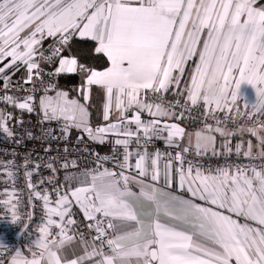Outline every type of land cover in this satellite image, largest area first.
<instances>
[{
  "label": "snow or ice",
  "instance_id": "1",
  "mask_svg": "<svg viewBox=\"0 0 264 264\" xmlns=\"http://www.w3.org/2000/svg\"><path fill=\"white\" fill-rule=\"evenodd\" d=\"M77 37L94 41V52L105 56L108 66L97 70L65 55ZM42 65L56 66L45 73ZM21 67L26 77L17 85L27 95L5 94L0 100L29 113L39 108L41 123L63 121L65 138L72 128L101 144L113 135L114 146L123 151L111 157L118 170L101 171V162L110 157L97 154L96 168L81 173L83 179L66 174L63 184L57 173L76 162L60 168L55 158L46 163L53 175L39 184L52 185L55 200L48 189L38 191L33 173H26L45 217L28 248L31 258L17 249L7 264H264V163L206 168L199 159L234 151L237 157L264 160V122L226 126L237 116L264 115V0H0L5 93ZM70 73L81 75L79 98L52 82ZM242 82L256 92L255 102L245 100L243 106L238 103ZM94 85L106 98L104 123L96 127L88 103ZM169 92L174 100L165 99ZM201 104L216 126L205 122L187 133L181 126L185 111ZM217 112L232 115L221 120ZM11 119L0 110V130L8 136ZM245 133L258 141L255 155L251 141L245 147L240 139L232 147V138ZM157 140L174 151L155 148ZM5 195L9 199L2 203L15 209L14 193ZM74 207L88 236L73 219ZM18 219L13 211L12 222ZM77 242L83 254L73 251L69 258L65 248Z\"/></svg>",
  "mask_w": 264,
  "mask_h": 264
},
{
  "label": "built area",
  "instance_id": "2",
  "mask_svg": "<svg viewBox=\"0 0 264 264\" xmlns=\"http://www.w3.org/2000/svg\"><path fill=\"white\" fill-rule=\"evenodd\" d=\"M51 42L46 43L44 46L47 47ZM55 66L42 65L45 73L54 71ZM59 76L52 78V82L56 85L58 84ZM48 79L49 77L45 76V80L47 81ZM11 80L13 87L9 88L7 93L4 91L3 81H0V97L5 94L16 97L27 95L26 92L19 90V86L17 85V82L22 80ZM24 87L30 88L31 85ZM41 94L39 93L38 95ZM165 99L171 101L175 97L169 92L166 94ZM181 103H183V99H181ZM0 105L4 107L12 106L2 100H0ZM226 115L232 114L216 113L217 118L221 120H224ZM143 118L148 119L149 117L145 114ZM41 119L42 115L39 108L31 113H23L19 115L17 129L12 136L0 134V245L6 246L5 248H0V251L5 252V255L0 257V260L5 261V264H7L10 256L14 255L17 249L21 250L25 256L31 255L28 248L32 240L37 237L38 228L42 225L45 217L43 201L36 198L28 187L29 178L26 173H33L30 178L31 183L38 186V191L43 193L44 189H48L51 198L55 200L56 197L52 193L53 186L46 181L44 184H39L41 179L53 175L50 170L44 167L46 163L52 162V159L55 158V167L60 168V165L64 162H68L69 165L73 161L76 162L77 167L73 168L70 166L67 172L60 168V171L57 173L58 182L63 184L66 174L83 179L81 173L87 169L96 168L97 154L101 158L104 156L110 157V159L101 162V171L103 168L118 170L116 169V161L111 159V157L119 156L123 151L121 146H114V140L117 137L113 135H109L104 144L92 141L86 135L70 134V132L65 138L61 132V125L63 123L57 121H45L41 123ZM20 121H23V123H20ZM257 121L264 122V115L257 113L251 119L237 116L235 123L229 119L226 126L229 129H233L241 124L245 127H250ZM205 122L213 124L214 127L216 126L214 120L210 117L205 118L203 107L195 106L191 107L190 111H185V118L181 122V126L185 127L186 132H188L192 128L200 130L203 128ZM28 133L32 134L31 137ZM81 136H83V139H78ZM220 144H217V148L223 151L220 148ZM154 146L161 149L162 152L174 151V149L166 148L163 140L154 141ZM45 149H48V151H45ZM150 150H152L151 147ZM256 153L258 152H253L254 155ZM189 158L193 157L190 155ZM199 159L206 168L208 166H212L213 168L223 166L226 162L234 165L255 164L257 166L264 163V160L258 157L253 160L245 158L243 155L237 157L234 151L229 156H212L209 153V155ZM26 161L27 167H25ZM9 162L13 163L9 165ZM4 165H9V167L5 168ZM36 165H40L38 170L35 168ZM9 171L13 173L11 177L7 175ZM71 183L73 186H80L78 181H72ZM5 193H14L11 199L13 203H16L15 209L12 208L11 204L5 205L2 203V201L9 199V195H5ZM13 211L19 217L16 223L12 222ZM73 211L75 212L73 219L77 220L79 230L84 231L85 235L88 236L82 214L76 207L73 208ZM55 231L56 229H53V232ZM69 234L71 235V233ZM92 235H95V233L93 232ZM33 251H35V248H33Z\"/></svg>",
  "mask_w": 264,
  "mask_h": 264
},
{
  "label": "crops",
  "instance_id": "3",
  "mask_svg": "<svg viewBox=\"0 0 264 264\" xmlns=\"http://www.w3.org/2000/svg\"><path fill=\"white\" fill-rule=\"evenodd\" d=\"M85 39H88V38H85ZM91 40V39H90ZM48 42H51V40H48V41H45V44L48 43ZM65 55H68L65 53ZM194 65L193 64H189L188 66V69H189V72L191 71V68L193 67ZM97 70H102V69H97ZM70 74H75V73H70ZM26 77V69H24L23 67L20 68V70L18 72L15 73V75H12L11 79H19V80H23V78ZM188 79V76L186 75L185 76V80ZM81 82L78 83L77 85H75L73 87V91L70 92L69 90L67 89H63V90H66L69 92L70 95H74L77 93L78 91V88L80 86ZM181 87H183V84L181 85ZM79 94V92H78ZM42 95V94H41ZM239 96H240V100L238 101V103L243 106L245 104V100L248 101V102H255L256 100V92H255V89L254 87L247 83V82H242L241 85H240V89H239ZM105 94H104V90L99 87V86H92V89H91V94H90V100H89V104L93 105V108H94V111H93V115L90 119L91 121V124L93 127H96L98 125H102L104 123L103 119H102V110H103V105L105 103ZM200 107H203V105H198ZM0 107H4L3 105H0ZM98 110V113H96V110ZM4 109H8V108H5ZM241 110L244 111L245 109L243 107H241ZM248 110H253L251 108V104L248 105ZM9 112L12 114V117H15L17 118V121H18V118H19V115L23 114V113H27L28 111L26 110H20L16 107H14L13 105L9 108ZM8 127L11 129V131L14 133L17 129V122L14 124L13 127L9 126ZM192 129H190L187 133H189ZM70 134H80L78 133L77 130L75 129H71L70 131ZM195 132H193L194 134ZM0 134L2 135H5L6 133H4L2 130H0ZM83 135H86L85 133H83ZM217 135V144L218 143H221L220 141V138H219V135ZM87 136V135H86ZM240 139H243V141L245 142V147L247 145V142L248 141H251L252 144H253V152H258L259 149L256 147L258 141L257 139L252 136L251 134H248V133H245L243 135V137H240V136H235L232 138V147L235 148V144L240 140ZM187 141L185 140V143ZM104 144V143H103ZM133 191H139V189L137 187H133ZM75 251V253L77 255H80V254H83V248L80 246V244L77 242L71 246H68L65 248V254L69 256V258H72L71 256V253ZM26 257H28L29 259L31 258V255H26Z\"/></svg>",
  "mask_w": 264,
  "mask_h": 264
},
{
  "label": "trees",
  "instance_id": "4",
  "mask_svg": "<svg viewBox=\"0 0 264 264\" xmlns=\"http://www.w3.org/2000/svg\"><path fill=\"white\" fill-rule=\"evenodd\" d=\"M95 42L90 39L76 38L75 44L70 51H66L68 55H75L79 62L95 67L96 69H103L108 66L106 57L102 54L94 52ZM81 82V75L75 74H60L58 79V88L73 91V87Z\"/></svg>",
  "mask_w": 264,
  "mask_h": 264
},
{
  "label": "rangeland",
  "instance_id": "5",
  "mask_svg": "<svg viewBox=\"0 0 264 264\" xmlns=\"http://www.w3.org/2000/svg\"><path fill=\"white\" fill-rule=\"evenodd\" d=\"M58 89H59V90H63V89H61V88H58ZM64 91H66V90H64ZM42 95H43V93H42ZM49 95H53V96H54V95H55V92H50ZM69 97H70V98H79L78 91H77V93L74 94V95H70V94H69ZM81 102H83V101H81ZM93 105H94V104H92V105L89 104L90 119H91V117H92V115H93V111H94ZM5 108H8V109H4V107H0V110H4L5 112L10 113V112H9V108H10V107H5ZM95 110H96V108H95ZM96 113H98V110H96ZM16 122H17V118L13 117V119H11V120L8 122V125L11 126V127H13L14 124H15ZM57 122L63 123V121H57ZM73 129H75V128H73ZM75 130H77V129H75ZM197 130H199V129L192 128V130H191L189 133H192V134H193V132H196ZM77 131H78V133H80L81 135H83V133H82L81 131H79V130H77Z\"/></svg>",
  "mask_w": 264,
  "mask_h": 264
}]
</instances>
